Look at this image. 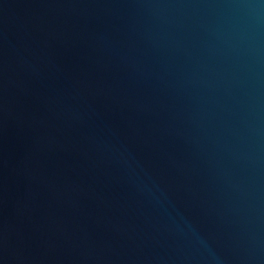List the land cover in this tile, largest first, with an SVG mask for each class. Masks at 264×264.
<instances>
[{"label": "water", "instance_id": "obj_1", "mask_svg": "<svg viewBox=\"0 0 264 264\" xmlns=\"http://www.w3.org/2000/svg\"><path fill=\"white\" fill-rule=\"evenodd\" d=\"M0 264H264V0H0Z\"/></svg>", "mask_w": 264, "mask_h": 264}]
</instances>
